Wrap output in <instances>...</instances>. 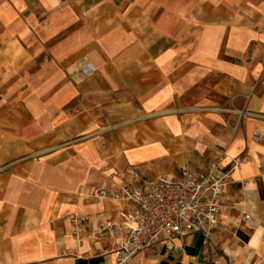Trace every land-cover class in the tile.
<instances>
[{"label":"crops","instance_id":"obj_1","mask_svg":"<svg viewBox=\"0 0 264 264\" xmlns=\"http://www.w3.org/2000/svg\"><path fill=\"white\" fill-rule=\"evenodd\" d=\"M209 164L232 182L211 242L127 264H264V0H0V264H113L70 230L121 213L92 190Z\"/></svg>","mask_w":264,"mask_h":264},{"label":"built area","instance_id":"obj_2","mask_svg":"<svg viewBox=\"0 0 264 264\" xmlns=\"http://www.w3.org/2000/svg\"><path fill=\"white\" fill-rule=\"evenodd\" d=\"M76 65L70 75L79 80L96 70L88 60ZM237 165V159L232 160L231 169ZM231 169L218 170L212 164L202 168L185 165L178 175L148 177L138 167L128 166L121 183L91 192L96 199L121 204L119 216L101 212L92 217L74 216L70 230L76 233L80 228L94 227L96 238L107 241L108 248L103 249L111 251L113 264H127L140 252L161 243L168 249L175 248L174 238L192 233L202 236V244H209L219 224L222 198L232 185ZM232 188L238 195L242 186Z\"/></svg>","mask_w":264,"mask_h":264},{"label":"rangeland","instance_id":"obj_3","mask_svg":"<svg viewBox=\"0 0 264 264\" xmlns=\"http://www.w3.org/2000/svg\"><path fill=\"white\" fill-rule=\"evenodd\" d=\"M74 70H75V65H73L72 67H70L69 72L72 73ZM69 77H70V78L72 77V80H73L74 82H79V81H80V80H79L78 78H76L74 75H70V74H69ZM73 77H74V78H73ZM92 238H93V236H92ZM88 243H90V241H89ZM88 243L86 242V244H88ZM86 247H87V246H86Z\"/></svg>","mask_w":264,"mask_h":264},{"label":"trees","instance_id":"obj_4","mask_svg":"<svg viewBox=\"0 0 264 264\" xmlns=\"http://www.w3.org/2000/svg\"><path fill=\"white\" fill-rule=\"evenodd\" d=\"M238 233L242 236V239L247 240V236H244L243 234H241V232H238Z\"/></svg>","mask_w":264,"mask_h":264},{"label":"bare ground","instance_id":"obj_5","mask_svg":"<svg viewBox=\"0 0 264 264\" xmlns=\"http://www.w3.org/2000/svg\"><path fill=\"white\" fill-rule=\"evenodd\" d=\"M81 61H82V60H81ZM81 61H79V62H80V64H81ZM79 62H77L76 64L78 65V63H79ZM76 64H75V65H76ZM77 65H76V66H77ZM69 243H72V241H69Z\"/></svg>","mask_w":264,"mask_h":264}]
</instances>
